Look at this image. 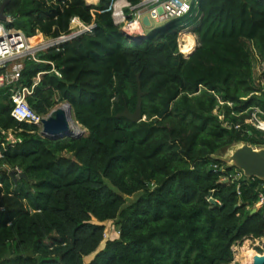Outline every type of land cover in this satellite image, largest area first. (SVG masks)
Returning <instances> with one entry per match:
<instances>
[{
  "label": "trees",
  "instance_id": "trees-1",
  "mask_svg": "<svg viewBox=\"0 0 264 264\" xmlns=\"http://www.w3.org/2000/svg\"><path fill=\"white\" fill-rule=\"evenodd\" d=\"M115 1L6 6L34 40L38 30L69 33L73 16L93 27L40 51L47 61L26 59L18 81L44 71L31 106L68 101L85 135L42 136L11 114L0 87V126L21 138L0 131V264H229L233 244L264 236V205L251 213L264 179L223 180L237 166L216 156L237 142L264 145L246 121L256 109L264 117L253 51L264 61V0H199V21L170 19L138 38L114 23ZM185 20L197 34L189 56L178 42ZM138 73L147 118L133 121L118 113L136 108ZM17 165L25 175L11 174ZM108 220L118 236L108 237Z\"/></svg>",
  "mask_w": 264,
  "mask_h": 264
},
{
  "label": "built area",
  "instance_id": "built-area-1",
  "mask_svg": "<svg viewBox=\"0 0 264 264\" xmlns=\"http://www.w3.org/2000/svg\"><path fill=\"white\" fill-rule=\"evenodd\" d=\"M6 15L7 19L5 21L0 19V87L9 86L12 102L11 114L19 121L37 125L38 130H41L43 129V118L49 114L36 111L31 106L28 96L33 93L44 71H40L34 76L31 85L18 83L25 60L47 61L40 57V51L51 46L59 49L61 43L64 41L84 31H90L93 24H85L79 16H73L70 22L71 31L69 33L61 34L58 37H51L38 30L36 38L39 34H42V36L34 40L22 28L11 24L17 18L16 16L7 12ZM146 15H148L151 22L153 19L167 21L185 15L195 18L196 21H199L201 18L199 0H141L138 4H132L128 0H116L113 4V21L127 34H143L142 27L147 25L144 21ZM194 25L195 21L185 20L181 24L178 35L181 37V33L192 32ZM48 61L53 65L52 70L57 75L62 76L61 72L54 66L53 61ZM55 100L57 101L58 98L55 97ZM259 111V109L254 110L251 117L247 118L246 121L252 122L260 129H264L262 125L264 121L258 118V115H260ZM255 121H258L259 124ZM0 131L8 141L14 142L21 139L17 135L15 128L5 129L0 126ZM9 170H15L14 175L17 176L22 175L23 172L22 168L18 165L14 169L9 168ZM245 175L243 169L236 167L232 172L226 174L223 180H239ZM256 204L260 206L264 205V183L258 190Z\"/></svg>",
  "mask_w": 264,
  "mask_h": 264
},
{
  "label": "water",
  "instance_id": "water-1",
  "mask_svg": "<svg viewBox=\"0 0 264 264\" xmlns=\"http://www.w3.org/2000/svg\"><path fill=\"white\" fill-rule=\"evenodd\" d=\"M10 0H2L0 3V19L6 20V6ZM144 21L147 25H151L152 22L149 20L148 15L144 17ZM15 22L24 24L23 19L16 18ZM135 38H138L140 34H130ZM196 47V46H195ZM194 47V48H195ZM194 50V49H193ZM192 50V51H193ZM191 51V52H192ZM186 55L189 56L190 53ZM143 95L144 91L142 89V83L140 78V73H138V100L136 108L132 111L128 107H125L123 111L118 113L119 116H125L133 121H140L147 118V115L143 112ZM67 105L70 106V112L72 111V106L69 102ZM168 110V107L163 111L159 112L157 117L162 118L165 112ZM70 112L63 107L54 108L52 113L47 117L43 118V129L41 135L48 137L50 139H61V138H79L85 135V129L81 131H74L69 124V115ZM230 160L233 165L243 169L246 175L248 176H258L264 179V147H255L253 144L248 141H242V144L238 146L231 154ZM11 174H15V170L11 171ZM22 175H25L22 172ZM258 207H254L251 213L255 212ZM254 264H264V253H259L254 258Z\"/></svg>",
  "mask_w": 264,
  "mask_h": 264
},
{
  "label": "rangeland",
  "instance_id": "rangeland-1",
  "mask_svg": "<svg viewBox=\"0 0 264 264\" xmlns=\"http://www.w3.org/2000/svg\"><path fill=\"white\" fill-rule=\"evenodd\" d=\"M153 27H158V26H161L163 24H165V21H159L157 19H153ZM13 26H16L15 24L11 23ZM153 27H147L148 29V32L151 31L153 29ZM194 36H195V46L197 44V34L192 31ZM190 33V32H188ZM183 34L185 33H181V37L180 35H178V42H181L182 41V36ZM194 46V47H195ZM181 48V50H180ZM180 48L179 50L182 52H185L183 49H182V46H181V43H180ZM254 51V72H255V78L257 80L260 79V76L262 75V71L264 70V61L261 60L257 54H256V51ZM189 52H185L184 54H187ZM68 101H60V102H57L55 105H53L46 113L47 114H50L52 113V111L54 110V108H56L59 104L61 103H67ZM217 111V110H216ZM72 113V111H71ZM73 115V113H72ZM74 117V115H73ZM221 117H223V115H221ZM75 118V117H74ZM258 118L263 120L264 121V117L262 115H258ZM257 124H259L258 121H255ZM249 123H252V122H249ZM80 124V123H79ZM253 124V123H252ZM254 125V124H253ZM81 128L82 129H85V134L87 133V129L82 126L80 124ZM255 126V125H254ZM256 128H258L257 126H255ZM260 129V128H258ZM262 131H264V129H260ZM41 130H38V132L41 134ZM264 133H261L259 136L262 137ZM242 144V142H237V143H234L228 147H224L222 149H220L217 153H216V156H219V157H222L223 159H225V161L229 164H233L234 162H232L230 160V156L232 154V152ZM255 147H264V145H256V144H253ZM227 152V153H226ZM136 196L135 195H131V196H127L128 200L130 199H134ZM255 207H260V205L258 204H255ZM106 232L108 233V237H116L118 236L119 234V226L117 225V223L115 222V220H108L106 222ZM104 243V242H103ZM102 243V244H103ZM247 247H251V248H254L256 251H258L259 253H264V236L262 237H258V238H251V237H246L244 238L243 240L241 241H238L236 242L235 244L232 245V249H233V259L232 261L229 263V264H249V262H247V260L249 261L250 260V256L248 255V253H246V248ZM245 252V253H244ZM91 258V255L90 256H87L85 258V260L88 262V260ZM254 258H252V262L254 264Z\"/></svg>",
  "mask_w": 264,
  "mask_h": 264
},
{
  "label": "bare ground",
  "instance_id": "bare-ground-1",
  "mask_svg": "<svg viewBox=\"0 0 264 264\" xmlns=\"http://www.w3.org/2000/svg\"><path fill=\"white\" fill-rule=\"evenodd\" d=\"M191 33H193V32L185 33L182 36L181 46H182V49L185 52H191L194 49V46H195V43H196L195 42V36L193 35L194 33L193 34H191ZM58 107H63L67 111L70 112V106H68L67 103H61L56 108H58ZM69 124H70V127L72 128V130H74L76 132L82 130L80 124L76 121V119L73 117L71 112H70V115H69ZM262 125L264 126V123H262ZM246 253H248V255L251 257L249 261L247 260V262H249V264H253L252 258H255V256L257 254H259V252L256 251L254 248L247 247L246 248Z\"/></svg>",
  "mask_w": 264,
  "mask_h": 264
},
{
  "label": "crops",
  "instance_id": "crops-1",
  "mask_svg": "<svg viewBox=\"0 0 264 264\" xmlns=\"http://www.w3.org/2000/svg\"><path fill=\"white\" fill-rule=\"evenodd\" d=\"M88 3H94V4H97L100 0H86ZM154 25H153V23L151 24V25H144L143 27H142V29H143V32L144 33H147L148 32V29H147V27H153ZM42 36V34H39L38 35V37L37 38H40Z\"/></svg>",
  "mask_w": 264,
  "mask_h": 264
},
{
  "label": "clouds",
  "instance_id": "clouds-1",
  "mask_svg": "<svg viewBox=\"0 0 264 264\" xmlns=\"http://www.w3.org/2000/svg\"><path fill=\"white\" fill-rule=\"evenodd\" d=\"M183 52V51H182ZM183 53H185V52H183Z\"/></svg>",
  "mask_w": 264,
  "mask_h": 264
}]
</instances>
